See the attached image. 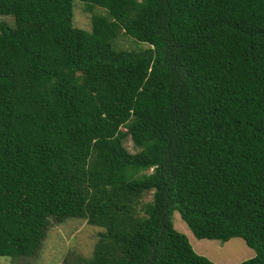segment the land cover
Masks as SVG:
<instances>
[{
	"label": "trees",
	"instance_id": "1",
	"mask_svg": "<svg viewBox=\"0 0 264 264\" xmlns=\"http://www.w3.org/2000/svg\"><path fill=\"white\" fill-rule=\"evenodd\" d=\"M77 1L89 31L72 0H0V257L78 218L102 229L82 264H213L175 211L264 264V0Z\"/></svg>",
	"mask_w": 264,
	"mask_h": 264
},
{
	"label": "rangeland",
	"instance_id": "2",
	"mask_svg": "<svg viewBox=\"0 0 264 264\" xmlns=\"http://www.w3.org/2000/svg\"><path fill=\"white\" fill-rule=\"evenodd\" d=\"M77 0L71 2V23L76 28L89 31V17L103 16L104 10L96 6L85 8ZM0 22L12 26V19L8 15H0ZM114 50L137 51L143 44L116 32L111 39ZM121 131H124L120 128ZM122 147L129 153L135 152L128 135L123 133ZM150 200V192H144L140 197V205ZM139 204L135 207L137 215H141ZM170 222L175 231L185 236L191 250L213 264H237L253 257L254 253L247 248L240 238H230L225 242L215 240L195 239L185 228L178 215L173 211ZM102 229L90 226L84 219L65 218L60 222L49 220L45 226L43 237L32 255L27 257H0V264H82L83 260L91 256V250Z\"/></svg>",
	"mask_w": 264,
	"mask_h": 264
}]
</instances>
